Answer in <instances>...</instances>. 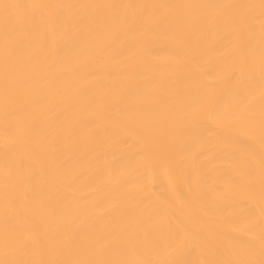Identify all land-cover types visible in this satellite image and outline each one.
<instances>
[{
	"label": "bare ground",
	"instance_id": "bare-ground-1",
	"mask_svg": "<svg viewBox=\"0 0 264 264\" xmlns=\"http://www.w3.org/2000/svg\"><path fill=\"white\" fill-rule=\"evenodd\" d=\"M0 264H264V0H0Z\"/></svg>",
	"mask_w": 264,
	"mask_h": 264
}]
</instances>
